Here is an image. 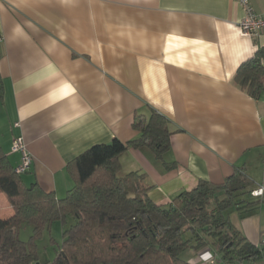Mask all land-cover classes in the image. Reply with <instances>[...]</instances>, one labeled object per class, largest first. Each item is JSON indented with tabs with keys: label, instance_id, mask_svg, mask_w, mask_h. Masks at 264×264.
Segmentation results:
<instances>
[{
	"label": "crops",
	"instance_id": "0c3cea01",
	"mask_svg": "<svg viewBox=\"0 0 264 264\" xmlns=\"http://www.w3.org/2000/svg\"><path fill=\"white\" fill-rule=\"evenodd\" d=\"M249 2L264 14V0ZM242 17L236 0H0L2 150L16 167L10 148L21 137L32 157L22 180L62 199L73 186L67 163L135 138L133 116L149 106L182 131L164 156L175 168L134 149L119 162L120 175H145L155 205L236 170L264 189V92L254 100L233 83L259 45L239 34ZM3 212L12 215L9 204ZM229 220L254 246L264 242V202ZM182 257L222 264L209 249Z\"/></svg>",
	"mask_w": 264,
	"mask_h": 264
},
{
	"label": "trees",
	"instance_id": "16d2710c",
	"mask_svg": "<svg viewBox=\"0 0 264 264\" xmlns=\"http://www.w3.org/2000/svg\"><path fill=\"white\" fill-rule=\"evenodd\" d=\"M261 56L257 51L233 77L254 100L264 92ZM131 129L137 135L129 142L94 145L67 163L73 186L62 199L36 183L27 186L0 146V193L12 209L9 218L0 217V264H189L183 253L204 249L222 264L264 261V242L254 246L229 220L231 212L249 214L264 202V195L252 197L258 187L244 173L236 170L221 184L199 181L170 204L155 205L143 186L145 175H120L119 158L129 149L147 152L170 171L175 165L164 156L170 137L182 131L149 106L147 113L134 114ZM55 223L62 229L56 257L42 261L36 242ZM23 225L32 231L25 242L19 239Z\"/></svg>",
	"mask_w": 264,
	"mask_h": 264
},
{
	"label": "built area",
	"instance_id": "2783aa9c",
	"mask_svg": "<svg viewBox=\"0 0 264 264\" xmlns=\"http://www.w3.org/2000/svg\"><path fill=\"white\" fill-rule=\"evenodd\" d=\"M241 7L243 17L238 24V31L242 37L257 40L259 42L258 51L262 52L260 64L264 66V14H258L252 8L249 0H236ZM10 151L19 155V163L14 168L16 174L23 176L32 167V157L27 150L26 144L21 137L14 138ZM252 197H262L264 189L258 187L251 193Z\"/></svg>",
	"mask_w": 264,
	"mask_h": 264
},
{
	"label": "rangeland",
	"instance_id": "374dc122",
	"mask_svg": "<svg viewBox=\"0 0 264 264\" xmlns=\"http://www.w3.org/2000/svg\"><path fill=\"white\" fill-rule=\"evenodd\" d=\"M25 175V174H24ZM8 203L4 194L0 193V215L4 216L3 208L7 207ZM31 227L23 225L19 231V239L23 242L27 241L31 236ZM61 226L55 223L51 226L49 232H45L40 240L36 242L40 258L42 261H52L56 257V244L61 241ZM50 239L53 240L54 245L50 244ZM204 264H218L215 260L207 261Z\"/></svg>",
	"mask_w": 264,
	"mask_h": 264
}]
</instances>
